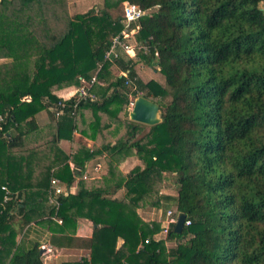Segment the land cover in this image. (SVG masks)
<instances>
[{"label": "trees", "instance_id": "1", "mask_svg": "<svg viewBox=\"0 0 264 264\" xmlns=\"http://www.w3.org/2000/svg\"><path fill=\"white\" fill-rule=\"evenodd\" d=\"M123 1L103 0L104 9L70 16L67 0H0V11L20 30L11 33L14 38L41 45L30 70L25 64L8 79L0 78V185L14 179L18 165H28L34 151L25 137L37 129L35 115L62 99L52 91L95 76L103 84L96 85L97 100L77 108L92 110L93 136L97 112L102 120L125 122L126 131L73 157L81 165L105 152L109 177L107 187L58 197L56 213L63 225L70 220L67 209L88 198L83 205L90 208L86 216L93 226L89 256L72 264H264V0H127L150 10L135 35L149 51L136 50V56L160 73L163 83L137 75L140 59L104 58L123 25L109 10ZM114 66L127 70L128 77L113 73ZM137 95L158 103L161 111V121L144 133L146 125L122 119L130 97ZM73 101L70 97L56 117L48 111L54 130L47 143L71 138ZM130 155L142 165L121 173L117 166ZM51 176L67 184L73 180L67 163L56 173L42 168L30 176L40 187L31 192L33 200L46 199ZM163 188L176 194L162 193ZM3 194L0 264H44L39 244L26 249L15 244L16 231L42 214L32 216L25 207L27 191L23 201L12 192L1 204ZM149 196L153 200L147 204ZM160 204L167 208L165 218L167 211L185 215L189 223L184 221L181 232L172 222L165 237H158L164 219L144 221L137 213L141 205ZM172 205L177 213L168 209ZM53 213L50 208L47 218ZM103 216L114 220L101 222ZM119 238L137 249L123 260L115 255Z\"/></svg>", "mask_w": 264, "mask_h": 264}, {"label": "crops", "instance_id": "2", "mask_svg": "<svg viewBox=\"0 0 264 264\" xmlns=\"http://www.w3.org/2000/svg\"><path fill=\"white\" fill-rule=\"evenodd\" d=\"M71 0H69L70 2ZM80 5L83 7L84 3ZM17 25H5L3 31L5 33L0 34V61L3 62L8 56L19 57L20 54L26 53V44L24 38H14L13 34L19 33ZM13 33V34H11ZM11 35V38H10ZM135 54L132 57L135 60L137 58ZM24 56V55H23ZM126 56V55H124ZM142 60H138L135 65V69H141ZM5 63V62H3ZM113 73H118V68L114 66ZM87 84L84 82L82 85L78 86L71 91V86H62L56 88L52 91L58 97L70 98L75 93V91ZM99 86H103L100 82ZM98 96V92L96 93ZM130 108V107H129ZM50 111L49 104L48 110H41L36 115L37 129L30 132L25 137V142L34 151L28 160V165L26 162L17 166L20 171L15 173L14 179L9 182H4L0 185V192L5 190L10 193H20L21 196L18 201L24 200L25 192L28 194L26 196L25 207L27 209H32L34 214H42L41 216L32 218V220L27 223L22 229L16 231L15 244L16 248L26 249L32 247L35 243L39 244L40 249H42V259L44 264H67L79 261L82 257L89 256V248L87 246L88 239L92 236V222L87 218V213H89L88 198L79 204H73L66 211V216L70 218L67 220L68 223L63 225L61 217V222H58L52 216L47 218L48 211L51 208L48 202L49 195V184L47 187V197L44 200H33L35 199V194L32 191L39 190V185L30 177H36L40 169H50L52 173L60 172L62 165L67 163L69 169L72 171L73 180L70 184L65 181L63 183L66 187V192L63 195H74L81 189L92 190L98 189L99 187H107L108 181V168L106 165V153L98 154L83 164L79 165L73 160L78 153L86 152V150L91 151L93 148H101L104 142L115 140V137L109 136L110 130L115 128V125L119 122H109L108 119H101V112H97L100 115V121L98 122L94 132L90 129L89 124L93 121L92 110L88 107H80L76 109L75 112V128L72 132L71 138H57L56 141H50L52 139L53 133V121L52 117L48 113ZM91 112V114H90ZM55 116V115H54ZM56 117V116H55ZM129 119V118H128ZM104 123H109L104 127ZM116 123V124H115ZM148 126V125H146ZM37 132V134H36ZM33 134V135H32ZM41 136V137H40ZM40 138L38 144H34L33 141ZM46 138L47 140L43 139ZM45 140V141H44ZM16 155V154H14ZM17 156V155H16ZM67 156L64 160L63 157ZM132 156V155H130ZM127 156V157H130ZM126 157V158H127ZM77 158V157H76ZM125 158V159H126ZM134 166L139 165L137 161L131 159L129 160ZM121 166V165H120ZM121 168V167H120ZM119 170H122L120 169ZM129 171V170H128ZM124 170L121 172H125ZM36 173V174H35ZM60 174V173H59ZM52 177V176H51ZM50 177V178H51ZM59 178V177H57ZM60 179V178H59ZM61 180V179H60ZM36 184V185H35ZM162 193L173 195L170 188H163ZM4 195V194H3ZM2 195V201H3ZM2 204V203H1ZM68 202L66 203V205ZM83 205V206H82ZM175 207V206H174ZM16 209L12 213H16ZM137 213L144 221L159 220L162 217V211L159 208L150 205H141L137 208ZM19 214L18 216H20ZM113 218L103 216L101 222L111 223ZM17 228V227H16ZM43 245L48 246L49 251L44 252ZM136 248L129 243H125L122 239H118L115 246V255L118 260H123L129 253L136 251Z\"/></svg>", "mask_w": 264, "mask_h": 264}, {"label": "built area", "instance_id": "3", "mask_svg": "<svg viewBox=\"0 0 264 264\" xmlns=\"http://www.w3.org/2000/svg\"><path fill=\"white\" fill-rule=\"evenodd\" d=\"M122 23L123 27L122 30L114 35L111 38L110 45L108 49L105 51L104 58L106 60L111 61L112 59H116L121 55H126L129 57H134L136 54V50H140L144 55L148 53V47L145 43H141L136 40L135 33L137 32L139 25L138 22L142 19L150 10H145L140 8L138 5L131 3L127 0L122 2ZM134 39V41H132ZM156 54V51H154ZM118 74L124 77H128V71L118 69ZM94 85H100V83L96 80V77L93 76L87 84L79 87L75 93L72 95L74 97V101L71 105H69L72 109H76L80 102L83 101H95L97 100L98 96L93 91L92 87ZM69 98H62L58 102L50 103L49 109L53 111L55 116L60 115L65 107L68 105L67 100ZM133 99L131 100L129 105L132 106ZM2 119V115H0V120ZM2 189L5 190L3 195L2 204L5 203L10 199V195L6 191L5 187L2 186ZM66 192L65 184L59 178L52 176L49 179V195H48V204L49 206L54 209V213L52 215L58 222H61V219L57 216V209L59 208V200L58 197L63 195ZM177 217H173L171 215V211H167L166 218L164 219V228L163 231L166 232V228L169 223H175ZM189 221L186 220L185 224H188ZM44 252H48L49 248L46 245L42 246Z\"/></svg>", "mask_w": 264, "mask_h": 264}, {"label": "rangeland", "instance_id": "4", "mask_svg": "<svg viewBox=\"0 0 264 264\" xmlns=\"http://www.w3.org/2000/svg\"><path fill=\"white\" fill-rule=\"evenodd\" d=\"M80 3L81 4L84 3V6L82 7L80 5ZM67 4H68V13H69L70 16H74L75 14L85 13V12H87L90 9H94L95 11H99L101 9H104L103 0H71L70 2H69V0H67ZM121 5H122V3H120L118 7L112 8L111 10H109L111 12L112 17H118V16L119 17H122L121 16L122 15ZM13 21H15V20H13L12 17L7 16L3 11H0V34L5 33V31H3V28H4L5 25H9V24L15 25L13 23ZM122 27H123V25H122ZM121 30H122V28H121ZM114 35H116V33L113 34L112 36H114ZM132 41H134V39H132ZM40 50H41V45H39L38 42L35 41L31 45H28L26 43V48H25L26 53H24V54L22 53V55L20 54L19 57H13L12 55H10V56H8L7 59H5V61H3L5 63H3V62L0 61V78L1 77H5V78L8 79L11 74H15V71L18 70L19 67H21V66H23L25 64H27V67H29V70H30L31 64L33 62V59H34L35 56H37L40 53ZM12 64L14 66H12ZM137 75L144 82H146L148 79L153 78L156 81L158 80L159 83H163V77H162V75L160 73L154 72L151 69V67H149L148 65H146V63H142L141 69L140 68L137 69ZM82 84H80V85H82ZM80 85L70 84L68 86H71L72 87L71 88V91H74V89L77 88ZM92 89H93V91L95 93H97V92L100 91L99 87H97L96 85L93 86ZM130 98L132 100V97H130ZM168 99H169V96L166 97L164 101H166ZM130 108H131V106H130ZM90 114H91V112H90ZM122 119L123 120L128 119V115L127 116L122 115ZM128 120H130V119H128ZM146 129H148V127L147 126H144L141 133H144L146 131ZM125 131H126V123L123 122V121H121V122L119 121V123H117L115 125V128H113L112 130H110V132H109L110 139H111V137H115L116 138V137H121L122 135H125ZM36 134H37V132H36ZM140 136H141V134H139V136H137V137H140ZM43 139L47 140L46 138H43ZM40 140L41 139L38 138V139L34 140L33 143L34 144H38ZM131 159H133L134 161H137V162L139 161L140 162L139 165H142V162L138 159V157L136 155H132L130 157H127L126 159H124L123 161H121L118 164V166H117L118 171L121 172V171L124 170L125 172H127L128 170H131L133 168V165H134L131 162H129V160L131 161ZM119 168L122 169V170H119ZM125 172H121V173H124L125 174ZM171 190H172L173 195H175L176 194L175 189L172 188ZM151 200H153V198H152V196H149L146 199L147 204H149ZM159 208L162 211V219H165V211L167 210V208L163 207L162 204L159 205ZM168 209L172 210L173 213H177L174 205H172ZM161 224H163V222ZM165 234H166V232H164L161 229L159 231V233H158L157 236L158 237H165ZM184 239L185 238L166 240L165 241V244L167 246L176 245L179 242H182ZM81 259L79 261H81Z\"/></svg>", "mask_w": 264, "mask_h": 264}, {"label": "water", "instance_id": "5", "mask_svg": "<svg viewBox=\"0 0 264 264\" xmlns=\"http://www.w3.org/2000/svg\"><path fill=\"white\" fill-rule=\"evenodd\" d=\"M160 106L143 95H137L128 111V118L135 122L148 126L156 125L161 121ZM185 221V215L179 214L174 225V231L181 232ZM42 249H40V253Z\"/></svg>", "mask_w": 264, "mask_h": 264}]
</instances>
